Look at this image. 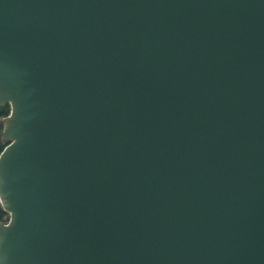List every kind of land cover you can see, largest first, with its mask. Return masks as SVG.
<instances>
[{
  "label": "water",
  "instance_id": "obj_1",
  "mask_svg": "<svg viewBox=\"0 0 264 264\" xmlns=\"http://www.w3.org/2000/svg\"><path fill=\"white\" fill-rule=\"evenodd\" d=\"M0 264H264V0H0Z\"/></svg>",
  "mask_w": 264,
  "mask_h": 264
},
{
  "label": "trees",
  "instance_id": "obj_2",
  "mask_svg": "<svg viewBox=\"0 0 264 264\" xmlns=\"http://www.w3.org/2000/svg\"><path fill=\"white\" fill-rule=\"evenodd\" d=\"M9 111L10 108L9 106H0V119H3L5 117H7L9 115ZM1 125H0V130H1ZM4 145H2L1 141H0V152L2 151ZM7 214L5 212L2 211L1 207H0V221H2L3 218H6Z\"/></svg>",
  "mask_w": 264,
  "mask_h": 264
},
{
  "label": "rangeland",
  "instance_id": "obj_3",
  "mask_svg": "<svg viewBox=\"0 0 264 264\" xmlns=\"http://www.w3.org/2000/svg\"><path fill=\"white\" fill-rule=\"evenodd\" d=\"M2 123H3V119H0V125L2 126L1 127V130H0V139H1V133H2V128H3V125H2ZM1 143H2V145H4V143L1 141ZM1 207V206H0ZM3 211V210H2ZM4 212V211H3ZM1 222H3V221H1ZM3 223H5V221L3 222Z\"/></svg>",
  "mask_w": 264,
  "mask_h": 264
},
{
  "label": "flooded vegetation",
  "instance_id": "obj_4",
  "mask_svg": "<svg viewBox=\"0 0 264 264\" xmlns=\"http://www.w3.org/2000/svg\"><path fill=\"white\" fill-rule=\"evenodd\" d=\"M0 141H1V139H0ZM2 221L4 222L5 221V218H3ZM3 222L0 221V223H3Z\"/></svg>",
  "mask_w": 264,
  "mask_h": 264
}]
</instances>
